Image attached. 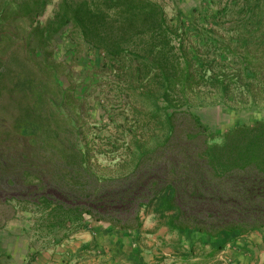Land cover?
I'll return each instance as SVG.
<instances>
[{"label":"trees","instance_id":"1","mask_svg":"<svg viewBox=\"0 0 264 264\" xmlns=\"http://www.w3.org/2000/svg\"><path fill=\"white\" fill-rule=\"evenodd\" d=\"M236 3L187 19L153 0H0V201L32 208L39 250L88 231L87 218L138 230L140 211L150 209L171 232L264 230V122L213 137L189 112L264 103V0ZM66 27L67 39L103 56L94 92L126 101L131 125L120 129L130 139L116 143L133 149L135 167L125 176L94 169L93 155L118 147L103 149L82 132L83 104L71 99L68 67L55 59ZM13 98L26 106L9 131ZM48 106L46 118L67 121L61 132L45 125ZM177 115L197 132L181 136ZM153 132L161 137L148 147L142 140ZM11 135L23 145L16 154L2 148Z\"/></svg>","mask_w":264,"mask_h":264},{"label":"rangeland","instance_id":"2","mask_svg":"<svg viewBox=\"0 0 264 264\" xmlns=\"http://www.w3.org/2000/svg\"><path fill=\"white\" fill-rule=\"evenodd\" d=\"M58 0H52V6ZM164 8L168 17L175 16L180 13L187 19H192L198 15H205V11L215 13L218 7L226 3L231 4L241 2V0H153ZM221 4V5H220ZM235 4V5H236ZM52 6H49L45 16H48L52 11ZM71 30L66 27L63 30L62 38L58 41L55 50V59L61 63L63 67H68L69 76L65 86H72L71 99L77 103L83 104L82 117L80 122L82 132L87 133V142L101 146L103 149H112L110 145L118 147V152L109 156L91 155L94 169L99 176L105 178H116L129 174L135 167L133 149H127L123 144L116 143L119 139L123 142H128L130 137L121 133L120 127L130 126V121L125 118L128 115L126 101H121L114 98L112 95L105 96L97 95L94 92L95 86H103L101 83L100 69L102 68L103 56L97 51L90 50L80 40L74 36L71 40L67 39V35H71ZM97 71V72H96ZM103 79V78H102ZM8 103L7 108V123L5 124L10 131L18 122L21 111L25 104L19 106L17 99ZM36 102V101H35ZM34 101L29 102V106H33ZM45 109V107H44ZM41 113V117H45V125H50L53 128H59L61 132L67 121L59 115H55L54 120L46 118L45 115L50 110ZM55 111V110H54ZM202 124L204 128L213 136L219 137L225 132L235 128L236 126L246 125L251 126L256 122H264V103L256 108H247L244 110L230 108L220 104H209L204 107H192L189 111ZM46 113V114H44ZM53 114V110H52ZM72 115L75 113L70 112ZM175 126L181 136L187 133H196L195 127L186 115H177L175 118ZM127 123V124H126ZM62 136V135H61ZM161 137L157 132L149 133L145 136L143 142H147V146L151 147L153 143ZM2 148L8 152L16 154L23 147L22 143L13 135L2 140ZM115 144H112V143ZM110 143V144H109ZM153 213L150 210H141L139 214L140 222L146 218L153 219ZM157 218V216H155ZM35 218L32 208L23 210L15 206V204H4L0 201V264H29L35 261V255L41 244L37 242L34 234L33 219ZM102 223V222H101ZM88 225H94V222L87 218ZM107 224V223H105ZM253 233V232H252ZM53 238L50 237V241ZM65 245H74V240H64ZM62 242V243H63ZM61 243V244H62ZM61 244L48 248L49 262L54 256L58 248L63 250ZM51 245V244H50ZM27 251V254H26ZM59 253V252H58ZM26 254V255H25ZM24 256L26 262L24 263ZM54 263V262H53Z\"/></svg>","mask_w":264,"mask_h":264},{"label":"crops","instance_id":"3","mask_svg":"<svg viewBox=\"0 0 264 264\" xmlns=\"http://www.w3.org/2000/svg\"><path fill=\"white\" fill-rule=\"evenodd\" d=\"M153 219L146 218L133 231L94 223L69 238L74 245L63 242V250L58 248L50 262L49 252L38 249L29 264H264V230L210 237L195 231L171 232L164 220ZM191 249V256H182Z\"/></svg>","mask_w":264,"mask_h":264}]
</instances>
